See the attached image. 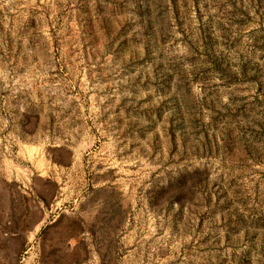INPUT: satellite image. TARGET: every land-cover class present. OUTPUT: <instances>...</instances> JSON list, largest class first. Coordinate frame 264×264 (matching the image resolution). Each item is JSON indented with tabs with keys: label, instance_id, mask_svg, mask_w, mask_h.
Segmentation results:
<instances>
[{
	"label": "rangeland",
	"instance_id": "obj_1",
	"mask_svg": "<svg viewBox=\"0 0 264 264\" xmlns=\"http://www.w3.org/2000/svg\"><path fill=\"white\" fill-rule=\"evenodd\" d=\"M78 210L87 264H264V0H0V264Z\"/></svg>",
	"mask_w": 264,
	"mask_h": 264
},
{
	"label": "crops",
	"instance_id": "obj_2",
	"mask_svg": "<svg viewBox=\"0 0 264 264\" xmlns=\"http://www.w3.org/2000/svg\"><path fill=\"white\" fill-rule=\"evenodd\" d=\"M60 217L62 214L50 222L46 221L41 226L43 234L40 232V236L35 242L36 245L30 247L31 252L37 251L41 263L87 264L89 259L96 254L97 236L102 240L99 243L100 248L105 249L106 230L107 239H110V214L107 215V219L105 218L106 214L101 215L98 226L95 225V214L91 215L82 210L63 215L61 222L59 221ZM75 221H77V225Z\"/></svg>",
	"mask_w": 264,
	"mask_h": 264
}]
</instances>
